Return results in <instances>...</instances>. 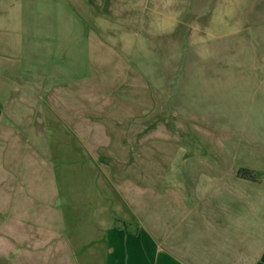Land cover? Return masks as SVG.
Here are the masks:
<instances>
[{
  "label": "rangeland",
  "instance_id": "rangeland-1",
  "mask_svg": "<svg viewBox=\"0 0 264 264\" xmlns=\"http://www.w3.org/2000/svg\"><path fill=\"white\" fill-rule=\"evenodd\" d=\"M18 1L34 2L35 13L0 58L13 65L17 92L52 99L20 102L21 111L29 105L37 116L39 106H53L67 115L69 131L145 128L149 174L162 142L180 158L189 151L177 172L190 190L191 168L204 171L208 142L241 150L245 162L264 145V0ZM64 144L53 147L54 167L62 186L80 190L89 182L75 134Z\"/></svg>",
  "mask_w": 264,
  "mask_h": 264
},
{
  "label": "crops",
  "instance_id": "crops-1",
  "mask_svg": "<svg viewBox=\"0 0 264 264\" xmlns=\"http://www.w3.org/2000/svg\"><path fill=\"white\" fill-rule=\"evenodd\" d=\"M34 6L0 0V55L13 52ZM15 74L0 58V264H264V145L245 162L241 150L208 142L205 169L191 168L186 189L177 170L189 151L180 158L162 142L149 174L147 129L69 131L53 106L21 111L20 102L52 99L17 92ZM68 133L88 171L82 191L62 186L54 167L53 147L63 148ZM230 163L238 166L226 174ZM245 165L262 170L261 179L239 176Z\"/></svg>",
  "mask_w": 264,
  "mask_h": 264
},
{
  "label": "trees",
  "instance_id": "trees-1",
  "mask_svg": "<svg viewBox=\"0 0 264 264\" xmlns=\"http://www.w3.org/2000/svg\"><path fill=\"white\" fill-rule=\"evenodd\" d=\"M260 173L261 172L257 170L247 168V167H241L238 171L239 176L243 178H247V179H252V180H258L259 179L258 174Z\"/></svg>",
  "mask_w": 264,
  "mask_h": 264
}]
</instances>
